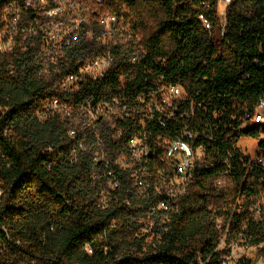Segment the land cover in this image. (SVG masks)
I'll list each match as a JSON object with an SVG mask.
<instances>
[{
	"label": "trees",
	"instance_id": "1",
	"mask_svg": "<svg viewBox=\"0 0 264 264\" xmlns=\"http://www.w3.org/2000/svg\"><path fill=\"white\" fill-rule=\"evenodd\" d=\"M15 3L24 11V0H0V34ZM109 17L124 21L137 44L117 47L116 65L79 82L77 92L61 86L78 74L77 57L47 70L36 37L0 48V264H227L232 243L264 257V164L238 147L262 137L257 157L264 161V128L249 119L264 100V0H233L224 24L219 0H103L90 16L93 29ZM75 49L105 50L84 38ZM160 86H181L187 99L173 118H144L153 148L145 198L116 165L142 131L139 118L100 119L94 132L75 124L76 115L44 112L54 98L74 113L119 94L134 104ZM186 130L204 157L183 194L168 199L157 190L172 172L156 141ZM108 173L118 189L109 188ZM163 201L169 210H150Z\"/></svg>",
	"mask_w": 264,
	"mask_h": 264
},
{
	"label": "built area",
	"instance_id": "2",
	"mask_svg": "<svg viewBox=\"0 0 264 264\" xmlns=\"http://www.w3.org/2000/svg\"><path fill=\"white\" fill-rule=\"evenodd\" d=\"M232 1L219 0V4L224 7L226 12ZM102 4L103 0H24L25 12L17 8L18 5L16 3L4 12V28L0 37L10 44L20 36L23 41L32 37L38 38L41 41V65L47 70H60L68 67L65 62L71 59L70 56L77 57L75 65L79 68L78 74L70 75L61 81V86L64 90L77 92L79 90V82L82 80H96L111 70L118 62L117 47L123 48V45L120 44L111 45L108 40L113 36L115 30L117 31L124 25V21L118 20L117 17L101 18L98 23V26H100L99 31L93 29L90 16L92 11L98 9ZM26 12H31L33 18H28ZM204 25L207 30H210V25L205 20ZM131 34L135 39L132 32ZM82 38L105 48L103 54L75 49ZM134 43L137 44L136 41ZM136 53L137 51H135ZM136 61V59H131L133 64ZM93 68L98 69L96 77L91 76L88 72L89 69ZM121 84H124V79L121 80ZM186 99L187 95L183 87L160 86L139 95L134 104L131 103L127 96L119 94L97 108L101 114L110 119L109 122L139 118V125L142 126V131L128 139L126 142L127 151L119 156L116 161V165L121 170L129 173L139 197L145 198L149 195L150 173L148 165L153 154V148L149 144L150 135L145 130L144 118L146 117L148 121H153L156 113L159 115L165 114L168 118H173L175 105L186 101ZM44 112L46 114L69 116L73 110L64 105L59 99L54 98L46 101ZM249 119L252 124L260 125L264 128V100L259 102L254 115L249 116ZM75 135L76 132L74 131L69 133L70 137ZM195 138L196 136L193 132L186 130L178 139L166 141L158 138L156 141L158 147H163V161H165L169 171L172 172L171 177L165 179L163 186L157 190L158 193L161 194L162 192L168 199L183 194L184 188L183 192L178 194L172 191L173 186L171 185L174 181L180 180L182 185L185 186V181L191 177L197 163L204 157V150L202 148H194L192 145V141ZM261 139L262 137L255 140L258 144L254 157L248 155L241 148L240 142L238 147L251 160L264 164V161L257 157ZM108 177L110 178L109 188L111 190L118 189L120 183L117 177L113 173H108ZM2 194L3 192L0 189V198ZM150 210H169V204L163 201L158 207H151ZM144 232H147V230H144ZM88 252L91 254L92 250H88Z\"/></svg>",
	"mask_w": 264,
	"mask_h": 264
},
{
	"label": "rangeland",
	"instance_id": "3",
	"mask_svg": "<svg viewBox=\"0 0 264 264\" xmlns=\"http://www.w3.org/2000/svg\"><path fill=\"white\" fill-rule=\"evenodd\" d=\"M219 15L221 18V21L223 24L225 23V10L224 7L219 4ZM135 41L133 38L130 29L128 26L124 25L118 29L117 31H114L113 36L108 40V42L111 43V45H126L128 43H132ZM12 44L5 43V41L0 37V48L3 50H8L11 48ZM89 74L91 76L96 77L98 74V69L93 68L88 70ZM71 116H75V124L80 125L83 129L88 128L91 131L98 132L100 130L101 126L99 123H97L100 119L109 121L106 116L101 114L99 110H93L90 107H84L78 111L71 112ZM258 142L253 139H243L240 142L241 148L251 157L255 156V151L257 148ZM172 191L175 193H182L184 185H182V182L180 180H176L171 185ZM217 224L219 226H223V221H218ZM226 247V244L224 241L221 243L220 248L224 249ZM230 251V257L227 259L228 264H240L242 262L247 261H255L257 264H264V257L260 255V252L257 248H248L244 247L243 245L232 243L229 246Z\"/></svg>",
	"mask_w": 264,
	"mask_h": 264
},
{
	"label": "crops",
	"instance_id": "4",
	"mask_svg": "<svg viewBox=\"0 0 264 264\" xmlns=\"http://www.w3.org/2000/svg\"><path fill=\"white\" fill-rule=\"evenodd\" d=\"M225 15H226V12H225Z\"/></svg>",
	"mask_w": 264,
	"mask_h": 264
}]
</instances>
